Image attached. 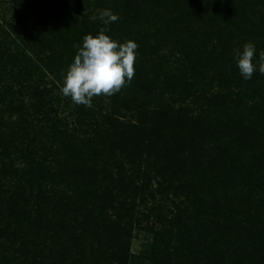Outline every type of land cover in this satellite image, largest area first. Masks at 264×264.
I'll return each instance as SVG.
<instances>
[{
	"label": "trees",
	"instance_id": "trees-1",
	"mask_svg": "<svg viewBox=\"0 0 264 264\" xmlns=\"http://www.w3.org/2000/svg\"><path fill=\"white\" fill-rule=\"evenodd\" d=\"M71 2L0 21V264H264V75L233 59L264 51V0H113L107 26ZM102 28L138 45L134 78L71 107L62 76Z\"/></svg>",
	"mask_w": 264,
	"mask_h": 264
},
{
	"label": "clouds",
	"instance_id": "clouds-1",
	"mask_svg": "<svg viewBox=\"0 0 264 264\" xmlns=\"http://www.w3.org/2000/svg\"><path fill=\"white\" fill-rule=\"evenodd\" d=\"M90 19L107 26L118 21L119 16L103 9ZM106 30L102 28L96 36L83 38L64 75L60 91L77 105L91 108L93 97L112 96L134 78L138 45L131 40L120 43L106 35ZM233 59L244 80H251L256 72L264 75V51L257 54L254 43L244 44Z\"/></svg>",
	"mask_w": 264,
	"mask_h": 264
},
{
	"label": "rangeland",
	"instance_id": "rangeland-1",
	"mask_svg": "<svg viewBox=\"0 0 264 264\" xmlns=\"http://www.w3.org/2000/svg\"><path fill=\"white\" fill-rule=\"evenodd\" d=\"M37 1L38 3L40 2V0H29V5L32 6L33 8L37 7ZM73 2H71L72 4H75L77 1L78 2H83L84 6H86V9H89L91 11H93L94 13H97V10L101 7H103L104 5L103 4H106L103 8H109V5H111L112 1L113 0H72ZM103 3V4H102ZM71 4V5H72ZM11 7H12V4L10 3V0H0V21H11L12 20V11H11ZM202 23H199L197 24L196 27H200ZM156 27H158V23H153L152 24V28H150V30H145V34L147 35H150L152 33H156L158 34V37H156V41L160 38V34H159V31L158 29L157 30H154ZM212 37V36H211ZM161 40V39H159ZM210 41L212 42H215L217 41V37L216 35L214 37H212L210 39ZM160 42V41H159ZM154 44V43H153ZM163 50H162V53L164 55H168V51L172 49V44L171 43H166L164 42L163 44H158ZM162 55V54H161ZM138 56V54H137ZM135 65H139L138 64V61H137V57H136V60H135ZM65 75V74H64ZM64 75L62 76V81H63V78H64ZM48 81L51 82H56L57 79H55L54 76L50 75L47 77ZM57 83V82H56ZM60 86V84H59ZM61 94V99L62 101L64 102L65 101V96ZM108 101V100H107ZM62 102V103H63ZM69 104L70 106H74L75 103L72 102V100H69ZM76 105V104H75ZM69 111V110H68ZM67 110H65L63 116H68L70 114V112H68ZM153 240V235L150 234L149 232H146V231H143V230H135L134 231V236H133V239H132V242H131V251L133 254L135 255H138L141 251L145 250L146 248L149 247V245L151 244Z\"/></svg>",
	"mask_w": 264,
	"mask_h": 264
}]
</instances>
